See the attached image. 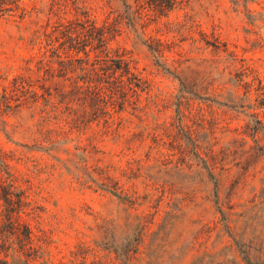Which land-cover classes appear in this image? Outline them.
<instances>
[{
  "label": "rangeland",
  "instance_id": "obj_1",
  "mask_svg": "<svg viewBox=\"0 0 264 264\" xmlns=\"http://www.w3.org/2000/svg\"><path fill=\"white\" fill-rule=\"evenodd\" d=\"M15 1L0 17V194L21 188L37 209L23 216L44 251L35 264H246L221 210L236 232L264 187V130L248 129L251 115L264 123V0H182L163 14L144 0ZM85 15L121 19L105 51L146 87L137 110L71 129L85 110L62 113L59 94L82 72L61 73L46 34ZM18 77L40 97L14 93L7 107ZM192 141L216 158L214 179Z\"/></svg>",
  "mask_w": 264,
  "mask_h": 264
},
{
  "label": "trees",
  "instance_id": "obj_2",
  "mask_svg": "<svg viewBox=\"0 0 264 264\" xmlns=\"http://www.w3.org/2000/svg\"><path fill=\"white\" fill-rule=\"evenodd\" d=\"M144 1L151 10L160 14L171 11L183 2ZM19 10L15 0H0V17L12 15ZM120 24L121 19H114L98 25L91 17L85 15L67 23H60L46 34L47 53L62 67L61 73L82 72L70 91L59 94L60 104L64 106L62 113L72 115L74 111L71 103L75 101L85 110L84 115L72 118V123L67 122L71 129L80 128L91 120L112 116L110 110L116 113L127 108L138 109L139 94L145 90L146 81L128 60L111 56L110 52L105 51L108 43L120 33ZM31 88L32 85L23 77L16 78L11 90H5L2 97L4 103L11 107L14 93L29 95V98L38 100L40 95ZM47 96H51V93L45 90L41 97L49 102ZM263 105L264 100L261 101V108ZM251 116L255 120L248 129L256 135L264 130V123L256 114ZM191 145L197 165L202 166L208 176L214 179L210 161H215L216 158L208 153L207 158L202 157L197 151L199 145L196 141H192ZM262 185L264 186V179ZM1 190L3 210L0 216V264H35L44 257V251L42 246L35 242L33 228L23 216L29 217L37 209L28 201L25 190L17 187H1ZM257 197L259 202L236 214L238 220L234 222V233L228 215L221 210L223 231L232 239L246 264H253L251 259L254 252L264 253V187L255 198ZM252 202H255V199Z\"/></svg>",
  "mask_w": 264,
  "mask_h": 264
}]
</instances>
